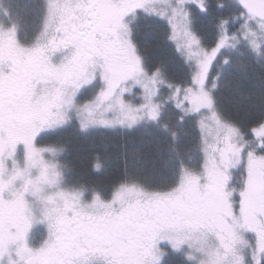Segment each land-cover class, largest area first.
I'll use <instances>...</instances> for the list:
<instances>
[{"label": "snow or ice", "instance_id": "snow-or-ice-1", "mask_svg": "<svg viewBox=\"0 0 264 264\" xmlns=\"http://www.w3.org/2000/svg\"><path fill=\"white\" fill-rule=\"evenodd\" d=\"M20 7L0 0V264H264V0H26L31 33ZM162 29L179 81L145 55ZM100 127L107 188L64 161Z\"/></svg>", "mask_w": 264, "mask_h": 264}, {"label": "trees", "instance_id": "trees-1", "mask_svg": "<svg viewBox=\"0 0 264 264\" xmlns=\"http://www.w3.org/2000/svg\"><path fill=\"white\" fill-rule=\"evenodd\" d=\"M25 2L26 0H3L4 4L21 5L18 10L24 16V26L31 33L34 17L24 12L22 6ZM145 55L152 60L166 62L174 81L186 77L185 62L170 41L169 30L159 31L154 42L146 48ZM118 139L114 130L103 127H100L88 138L74 136L71 131L66 132L62 138V143L67 148L64 161L70 164L73 178L80 183L109 187L120 171L119 162L115 158L114 152L109 150V146ZM49 142L45 141V143ZM96 163L102 165V170H95Z\"/></svg>", "mask_w": 264, "mask_h": 264}, {"label": "rangeland", "instance_id": "rangeland-1", "mask_svg": "<svg viewBox=\"0 0 264 264\" xmlns=\"http://www.w3.org/2000/svg\"><path fill=\"white\" fill-rule=\"evenodd\" d=\"M170 36H171V32H170V30H169V39H170ZM178 39H179V37H177ZM170 41L173 43V45H174V47H175V49H176V51H177V47H176V43H175V41H173V40H171L170 39ZM177 53L179 54V52L177 51ZM179 56H180V54H179ZM181 57V56H180ZM182 58V57H181ZM182 60H183V58H182ZM109 118H111V117H109ZM46 232V229L42 226V225H35L34 227H33V230H32V232H31V236H32V239L36 242V243H39V241H40V239H41V237L44 235V233Z\"/></svg>", "mask_w": 264, "mask_h": 264}]
</instances>
